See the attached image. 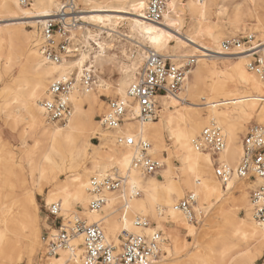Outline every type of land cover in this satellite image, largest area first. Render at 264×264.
<instances>
[{
  "label": "bare ground",
  "instance_id": "1",
  "mask_svg": "<svg viewBox=\"0 0 264 264\" xmlns=\"http://www.w3.org/2000/svg\"><path fill=\"white\" fill-rule=\"evenodd\" d=\"M81 2L85 6L80 13V25L82 26L73 32V36L75 38L77 31H81L89 50L82 51L77 57L66 59L61 64H52L41 56L38 44L34 45L33 49L30 47L37 40L41 21L56 13L60 0H34L32 5L26 8L19 5L17 0H0V62L4 58L5 70H8L14 58L23 59L22 70L25 77L21 87L25 89L15 93L16 97L21 99L23 113L15 112L12 118L15 130L22 125V122H27L28 127L26 128V125L23 127L19 140L21 150L27 155L26 162L30 168L28 179L24 173L19 172L18 174L23 187L19 196H26L25 202L0 200V254L10 262L15 260L14 254H19V257L27 258L28 264H37L36 257L41 246L39 206L33 196L32 188L26 187L33 186L46 178V171L41 167V160L60 170L67 166L79 168L81 165H87V170L96 177L104 176L114 169L128 175V183L124 191L110 194L101 212L91 213L88 209L85 212L89 224L103 222L108 241L115 245L120 244V237H125V233L143 232L135 226L134 220L138 216L145 217L149 214L155 219L159 229H162L164 224H180L181 214L189 234L194 235L195 227L190 224L192 222L183 213L175 209L176 205L172 206V201L168 198L158 197V191L167 189L169 185H165L160 180L158 182L145 181L148 176L131 170L132 149L117 145L119 139L135 137L148 141L151 144V154L160 155L161 160H164L167 165L163 173L167 182H170L171 175L175 176L172 170V158L173 155L178 156L183 168L177 176L175 196H178L181 190H192L191 193L197 197V206L194 210L199 218L202 215L201 208H198L199 199L213 198L209 206L204 208L206 211L221 201V195L220 187L212 180L213 156L197 151L193 141L204 128L217 125L226 137V148L217 158L219 161L223 159L221 161L223 164L236 168L242 156L240 135L245 132L247 122L255 116L259 122L264 124V80L248 70L249 60L253 54L264 52V40L262 43H254L247 50L225 53L220 48L221 41L225 37L224 32L220 31L222 24L212 21L215 15L214 9L221 6V12L217 13V16L228 18L231 27L237 30L246 29L245 20L254 18L259 26L263 27L262 32H264V21L259 8L251 9V5L255 6L258 0H205L204 2L173 0L169 5L168 13L160 23H151L143 19L146 0H81ZM179 12L183 14L182 17L178 15ZM125 15L133 17L128 18ZM30 19L36 20L27 22ZM28 23L34 26L33 33L25 31L24 25ZM85 25L96 27L99 33L95 34L88 27H84ZM124 26L129 32L122 29ZM170 28H174V33L168 31ZM102 34H107L108 37L119 34L127 38L129 34L137 35L148 38L152 46L159 51L167 50L172 45L174 52L184 50L187 56H192L189 58H198L197 67L192 71L195 88L204 76L212 71V67L216 68L215 60L233 57L238 60V63L229 76L218 79L210 86L211 94L198 98L197 103L190 101V84L187 83L190 71L183 85V95L173 97L171 102L167 101V96L157 98L160 111L155 121L145 123L137 120L139 108L134 106L133 113L129 115L130 121L118 130L112 131L116 133L113 137L101 133L109 143L106 145L107 157L90 162L88 161L90 155L88 138L97 127L90 114L102 111L101 97L104 96L103 94L118 95L119 99H127V91L135 78L138 66L150 50L141 49L131 65L122 66V73L116 80L109 79V72L104 66L98 68L100 75L97 74L99 81L96 90L88 93L76 90L72 93L73 112L64 126L48 123L41 102L46 98L53 81L67 79L74 75L72 73L75 69L79 70L78 76L75 75L79 79L86 63L84 61L90 58L92 51L96 50L94 46L99 49L97 54L105 53V44L99 41ZM157 50L151 51L162 55ZM180 58L181 56L178 55L173 59L180 60ZM209 60L212 64L208 63ZM28 74H31V78ZM85 104L90 106V114L84 113ZM29 134L34 140L31 147L26 145ZM166 139L171 142L169 145ZM169 146L170 149H167ZM163 152H167L166 157L161 155ZM37 155L38 157L35 158ZM115 165L116 168L113 169ZM36 172L39 174L36 175ZM53 178L54 175H50L48 180H53ZM233 180L224 186L225 192L235 187ZM141 182L143 187H141ZM259 185V181H251L248 185L240 184L237 187L236 191L239 195L235 199L237 201L235 207L245 212V219L234 218L235 223L232 230L234 239L227 242L226 248L221 253L195 250L186 255L185 259L173 264H248L254 261L256 255L261 256L264 249V229L254 220L253 205L247 192L249 189H256ZM89 186L90 182L77 176L74 177L72 186L67 182L60 187L45 185L38 190V194H45L49 204L60 203L63 212L70 215L71 211L80 204L87 205L88 208L90 198L89 194L86 195V189L89 191ZM134 186L142 190V197L130 199L129 193ZM114 204H116L115 207ZM131 213L141 215L138 214L132 218ZM114 217H117L118 222L113 221ZM153 226L144 231L149 233L158 230ZM51 234H57V230H53ZM81 243V238H78L74 241V246L79 247ZM164 248L165 251H163ZM231 249L233 250L232 255L229 253ZM162 252L164 254L161 256L162 259L155 264H162L164 260L172 257L171 248L165 244ZM58 253L60 258L47 257L44 264H80L79 253L75 254L66 250ZM19 257H17V262L20 261Z\"/></svg>",
  "mask_w": 264,
  "mask_h": 264
},
{
  "label": "built area",
  "instance_id": "2",
  "mask_svg": "<svg viewBox=\"0 0 264 264\" xmlns=\"http://www.w3.org/2000/svg\"><path fill=\"white\" fill-rule=\"evenodd\" d=\"M173 0H146L143 19L151 23H160L169 11ZM204 2L205 0H198ZM22 7H30L33 0H17ZM79 0H62L59 9L53 16L44 18L40 24V40L38 50L41 56L52 64H61L66 59L76 57L80 53L79 45L74 44L73 32L81 22ZM252 37L233 38L222 43L225 53H237L247 50ZM248 64L250 72L264 80V56L255 53ZM196 65L195 58L174 60L150 51L127 91V99H114L108 102V113L100 119L101 126L108 131H115L130 121L134 106L139 108L137 120L150 122L157 119L160 111V96L177 97L182 91L191 69ZM98 80L92 60L86 62L79 79L72 75L67 79L55 80L49 86L46 98L41 106L50 123H65L73 112L71 95L76 90L84 93L96 90ZM118 144L132 149L131 170L144 176H154L162 168L161 162L151 154V144L142 138L127 137L119 139ZM197 151L209 153L215 157L213 166L215 178L226 186L234 178L242 181H259L260 185L251 193L253 217L264 229V125L254 124L249 127L242 138V156L236 168H231L216 159L226 148V137L217 125L202 130L193 141ZM128 183V175L114 169L112 172L93 177L89 186L88 211L99 213L108 202L110 194L124 191ZM142 191L136 186L131 188L129 197L137 198ZM197 197L188 194L175 207L190 221H196L195 206ZM46 222L52 226L59 222L57 234L46 230L43 241L46 242V255L54 256L62 250L79 253L80 264H155L161 259L162 246L166 239L163 232L153 230L146 233L150 223L145 217L138 216L134 220L136 227L143 230L139 234L125 233L121 242L115 245L108 241L102 221L92 224L81 212H73L66 216L60 203H53L47 208ZM49 227V228H52ZM81 238L79 247L74 241Z\"/></svg>",
  "mask_w": 264,
  "mask_h": 264
},
{
  "label": "rangeland",
  "instance_id": "3",
  "mask_svg": "<svg viewBox=\"0 0 264 264\" xmlns=\"http://www.w3.org/2000/svg\"><path fill=\"white\" fill-rule=\"evenodd\" d=\"M61 1L62 0H60V3ZM258 1L259 2H257L255 6L253 4L251 5V9L258 7L264 21V0H258ZM79 4L81 6L80 7L81 10H84L85 6L81 2V0H79ZM214 11H215V15L212 18V21H214V23L222 24L220 31L224 32L225 34V37L222 39L221 43L227 40H231L233 38L252 37V39L250 40L251 43L246 46L247 48L249 46H252L256 42L259 43L263 42L264 40V32H262L263 27L259 26V23L254 18L245 20L246 23H244V26L246 29L242 28L237 30L230 26L228 18L226 17L222 18L221 16L220 17L217 16V13L221 12V6L215 8ZM178 15L181 17L183 16L181 12H179ZM125 17L132 18L133 16L125 15ZM35 20L36 19H30L27 20V22H33ZM24 26H25V31L27 33H33L35 31V28L32 24L28 23ZM79 26L82 25L79 24ZM84 27H88L95 34L99 33V30L94 26L85 25ZM39 29L40 26L38 27V33L36 37L37 40L36 42L31 44L30 47L31 49H33L34 45H37L39 43V35H40ZM122 29L125 30L126 32H129L127 27L125 26ZM173 30L174 28H170V30L168 31L174 33ZM114 35L115 36L108 37L107 34H102L101 40L99 39V41L105 44V50H106L105 53L97 54V51L99 49H97V46H94L96 50L92 51L91 53L93 54L90 55V58L84 61V62H88L89 60H92L94 62L95 71H97L95 75L98 81H99L98 75H100V71H98V68H100L101 66H104L105 70L109 72L110 80H116L119 74L122 73V66L131 65L132 61H134L138 57L139 51H141V49L148 51L157 50L155 47L152 46L151 41L148 38H142L137 35L132 36L131 34L128 35V38L120 36L119 34H114ZM74 44L79 45V48H81L79 50L80 51L79 55L81 54L82 51L89 50L84 34H82L81 31L79 32L77 31L76 37L74 38ZM159 52L165 56H170V57L176 56L173 58H177L178 55H180L181 56L180 60L188 59L189 57H192L189 55L187 56L184 50L180 52H174L172 45L169 46L167 50H163ZM259 55L264 56V52L259 53ZM197 59L198 58H196L195 60L197 61ZM252 59L253 58H251L249 62ZM215 62H216V68L212 67V71L204 76L202 81L198 84L197 88H195L194 86L195 85L193 79L194 74L192 73V71L196 69L197 64L191 69V74L189 75L187 82L188 84H190V99H191L190 101L196 102L198 98L207 97V95L211 94L210 86L214 84L218 79L224 78L227 75L229 76V74H231L232 71H234V68L238 63V60L233 59V57H231L230 59L228 58L218 59L215 60ZM0 63H1V67H0V75H1L0 76V200L3 201L20 200L22 201V203H24L25 202L24 199H26L27 197L19 196L21 191L23 190V187L21 186V179L18 174L19 172H21V174L24 173L28 179L30 177V168L26 162L27 155L23 152V150H21V146H20L21 142L19 140V135L21 134V131L27 122L26 121L22 122V125H20L19 128L15 130L14 119L12 118V114L15 112L23 113V110L21 109V99L19 97H16L15 95L17 91L25 89L24 87H21L25 77L22 70L23 59L14 58L12 63L9 64L8 70H5L4 58L1 59ZM142 63L143 61L138 66V69L142 65ZM208 63L212 64L211 60H209ZM78 71H79L78 69H75L72 74L78 76L79 74ZM222 73H225L226 75L224 76ZM28 76L31 78V74H28ZM96 92H98V90ZM180 94L181 95L184 94L183 88ZM103 95L104 96L101 97L102 111L100 113L90 114V106L88 104H85L83 106L84 113L90 114L92 116L93 123L97 125L94 133L90 135V137L88 138L90 145V153H89L90 155L88 157V161L90 162L107 157L106 145H109V143L104 139L101 133L108 137L111 136L113 137L116 134L115 132L105 130V128H103L100 124V119L103 118L108 111V102L110 100L119 99L120 97L118 95L116 96H110L105 94ZM194 96H196L197 98ZM42 99H40V101ZM172 99H173L172 96H167L168 102H171ZM260 123L261 122H259V119H257V117L254 116L253 118H251L246 124L245 132L240 135L241 139L245 136L249 127H251L254 124H260ZM51 124L64 126L66 123L65 124L51 123ZM261 125L264 124L261 123ZM27 127L28 126L26 125V128ZM166 140L169 145L171 142L168 139ZM33 142H34L33 137H31L29 134L26 144L27 147L33 146L34 144ZM167 149H170V146ZM166 153L167 152H163L161 155H164V157H166ZM37 157L38 155L35 156V158ZM154 157L161 162L162 168L159 170V172L156 175L148 176L145 181L158 182L160 180L164 182L165 185H169L167 189L158 191V195H159L158 197H162L163 199H167V198L170 199L172 201L171 203L172 206H175L188 194H191L192 192V190L190 189H185L179 191L180 193L178 196H175L174 193V190L177 187L176 186V181H178L177 176L180 175V173L182 172L180 171V169L183 168V164L178 156L173 155L172 170L175 173V176L171 175L170 182L169 181L167 182L163 174L164 170L167 168L166 163L164 162V160H161L162 157H160V155L159 156L154 155ZM213 158L215 163V157ZM217 161L219 163H222L219 160ZM86 166L87 165H81L79 168H73L67 166L60 170L50 166L47 162L41 160V167L43 170L46 171L45 172L46 178L41 179L39 183H35L33 186L28 185L26 187V188H32L33 196L36 199L39 206L38 215H39V223H40L41 246L36 257L37 264H44L47 261V257L60 258L59 253L57 256L46 255V251H45L46 242L43 241V237L46 236V230L50 229L51 232L53 230H56V228L59 225V222H56L52 226L51 222L45 221L47 215V208L51 204L47 202L45 194H41V193L38 194V190L41 187H45V185L46 186L57 185L58 187H60L64 182H67L70 186H72L74 183V177L77 176H81L83 177L84 180L90 182L91 178L96 176L90 173L87 170ZM114 168H116V165L113 167V169ZM213 173L214 171L212 170V180L220 187L221 201L216 206L208 208L206 211H204V208L209 206V203L213 201V198H211L210 200L199 199L198 208L199 209L201 208L202 215L199 216L198 218L196 214V218H197L196 221L190 223L196 229L194 235L189 234V231L186 227V222L184 221L183 219L184 217L181 214L179 218L181 220L180 224H175V223L164 224L162 229H159L157 227L155 223V219L150 214L145 216L149 221L150 226L154 225L153 227L158 228V230H161L163 232L164 237L166 239L164 244L167 245V247L171 248L172 257H169L166 260H164L162 264H173L175 262H179L185 259L186 255L194 252L195 250L219 254L223 251L224 248H226L225 246L227 245V242L234 239L232 237V230L235 223L234 218L236 217V219L238 220L245 219V212L242 209L235 207V202L237 203L235 199L239 195L236 189L240 184L248 185L249 183H251V181L250 182L242 181L234 178L233 182L235 185L234 184L233 185L235 187H233L231 191L225 192L224 186H222V184L214 178ZM35 174L38 175L39 172H36ZM50 175H54L53 180H48L50 179ZM141 187H143L142 182H141ZM87 191L88 189H86V195H88ZM252 191L253 189H249L247 191L250 202H251ZM142 196H143V192L141 197ZM115 206L116 204H114V207ZM87 209H88L87 205L85 206L83 204H80L76 209L71 211V213L82 211L83 215L87 217L85 213ZM138 214L141 215L140 213H131L130 216L132 218H135V216ZM117 220H118L117 217L113 218L114 222H118ZM51 226L52 228H49ZM119 235L120 233L118 234V236ZM165 250L166 249L164 248L163 251ZM229 253L230 255H232L233 250L231 249ZM163 255L164 254L162 252V256ZM17 257H19V254L16 255L14 254L13 258L15 260L10 262L9 259H7L6 257L0 254V264H28V260L25 256H20L18 258L20 259V261L18 262H17ZM248 264H264V249L262 250L261 256L256 255L254 261Z\"/></svg>",
  "mask_w": 264,
  "mask_h": 264
}]
</instances>
